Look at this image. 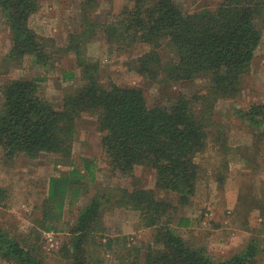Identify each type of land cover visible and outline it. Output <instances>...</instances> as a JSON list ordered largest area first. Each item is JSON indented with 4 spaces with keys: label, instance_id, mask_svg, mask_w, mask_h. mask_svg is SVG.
<instances>
[{
    "label": "trees",
    "instance_id": "1",
    "mask_svg": "<svg viewBox=\"0 0 264 264\" xmlns=\"http://www.w3.org/2000/svg\"><path fill=\"white\" fill-rule=\"evenodd\" d=\"M120 1L128 3L103 21L98 19V1L83 0L79 28L67 35L66 46L61 47L31 25L39 0H0V15L11 40L0 64L2 73L22 66L27 58L46 74L50 63H59L65 55L75 62L72 70L64 71L63 80H70V86L60 107L41 92L47 75L0 84L4 155L15 160L50 154L58 167L66 169L46 182L27 231L0 225V259L10 264H52L43 236L63 230L67 240L57 255L69 259V264H106L112 254L118 264H261L264 235L219 259L181 233L201 225L204 218L180 215L179 210L193 205L202 170L199 158L210 147L211 137L213 144H221L220 155L231 150L228 125L217 120L216 108L220 101L237 100L243 93L244 77L264 42L259 26L264 22V0H222L217 7L200 12H188L174 0ZM99 38L106 41L111 54L127 57L130 69L145 79L187 86L201 81L204 91L186 86L174 103L157 100L150 106L141 89L104 86L100 63L88 54V45ZM140 46L145 51L134 55ZM85 115L96 118V133L111 176L124 180L134 178L139 167L152 168L154 187L114 186L99 180L96 159L83 157L76 162L78 124ZM236 116L246 126L261 129L253 135V146L259 148L264 138V104L238 109ZM243 161L258 165L254 156ZM220 162L217 177L223 185L231 159L225 156ZM5 192L0 189L2 204ZM162 193L175 197L176 203ZM87 197L75 221L61 229L67 208ZM119 209L139 214V229L150 231L149 241L126 242L127 235L107 238L106 216ZM122 240L123 246L130 244L118 250L116 244L120 247ZM143 245L148 246L145 251Z\"/></svg>",
    "mask_w": 264,
    "mask_h": 264
},
{
    "label": "rangeland",
    "instance_id": "2",
    "mask_svg": "<svg viewBox=\"0 0 264 264\" xmlns=\"http://www.w3.org/2000/svg\"><path fill=\"white\" fill-rule=\"evenodd\" d=\"M39 1L40 9L31 19L32 27L41 36L53 38L57 46L65 47L67 35L79 28L80 8L83 0ZM97 1L99 4L98 19L103 21L109 18V14L120 11L123 5L128 3L120 0ZM174 1L186 7L188 12H200L217 7L222 0ZM259 26L264 32V22L260 21ZM10 46V35L0 15V64ZM144 51L145 47L140 46L133 51V54L140 55ZM88 54L99 61L101 81L104 86L117 84L141 89L145 92L150 106L157 104V100L166 104L174 103L181 90L187 86L178 82L158 84L145 79L130 69L127 57H117V53L111 54L104 39L99 38L89 44ZM60 60L59 63L51 62L49 72L46 74L43 67L36 66L31 58H27L22 66L10 67L5 74L0 69V84L10 79L29 80L39 75L40 77L47 75V80L41 84V92L47 100L60 107L65 89L70 86V80H63L64 71L72 70L75 65L74 57L70 55H65ZM203 85V82L198 81L188 85L187 90L203 92ZM244 86L243 93L237 100H222L216 108L215 117L218 121L228 125L229 129L228 144L231 150L225 156L230 158L231 162L226 172L225 184H220L217 177L218 172L221 171L220 163L222 162L220 160L225 156L220 155L222 150L218 149V146L221 144L215 142L213 144V137H211L210 147L199 158L202 170L193 205L179 210L180 215L204 218L201 225L191 227V229H182L181 233L193 239L197 245L206 246L209 252L219 259L243 250L255 236L264 235V138H261L259 148L253 146L256 141L253 135L261 129L246 126L236 116L238 109H248L255 103L264 104V42L256 54L250 73L244 77ZM95 123V117L85 115L78 124L80 134L75 147L76 162L83 157L96 159L101 168L99 180L114 186H124L130 189L154 187L156 172L152 168L139 167L134 178L124 180L111 176L109 166L103 157L101 137L96 133ZM253 156L258 165L247 164L243 161ZM234 157L236 159L232 160ZM64 170H66L64 167H58L55 164L50 154H44L38 159L19 156L15 160H10L0 148V189L6 191L3 204L0 203V225L4 228L27 231L32 226L31 217L34 207L42 199L46 182L52 175L61 174ZM162 197L176 203L173 196L162 193ZM88 198L67 208L65 219L59 224L61 229L67 228V222L75 221L79 209L84 206ZM106 222L109 228L107 238L127 235L129 238L126 242L129 240L132 243V240L147 242L151 237L149 230L139 229V214L136 211L116 210L106 216ZM43 237L45 252L51 263L69 264V259H62L57 255L67 240V233L63 230L53 231L45 233ZM120 243V247L115 243L118 250H125L129 246V244L123 246L125 244L123 240ZM147 247L143 245V250L145 251ZM118 263L113 254L107 256L106 264ZM0 264L10 263L0 259ZM261 264H264V257Z\"/></svg>",
    "mask_w": 264,
    "mask_h": 264
}]
</instances>
